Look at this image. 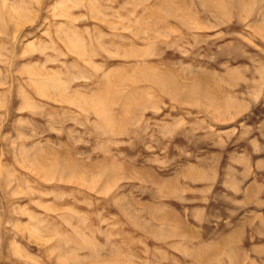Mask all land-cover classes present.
Instances as JSON below:
<instances>
[{
	"label": "rangeland",
	"instance_id": "obj_1",
	"mask_svg": "<svg viewBox=\"0 0 264 264\" xmlns=\"http://www.w3.org/2000/svg\"><path fill=\"white\" fill-rule=\"evenodd\" d=\"M0 264H264V0H0Z\"/></svg>",
	"mask_w": 264,
	"mask_h": 264
}]
</instances>
